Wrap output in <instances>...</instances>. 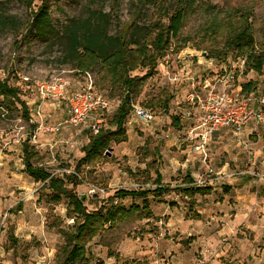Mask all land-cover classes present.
Masks as SVG:
<instances>
[{"label":"rangeland","instance_id":"374dc122","mask_svg":"<svg viewBox=\"0 0 264 264\" xmlns=\"http://www.w3.org/2000/svg\"><path fill=\"white\" fill-rule=\"evenodd\" d=\"M170 2L172 13L178 0ZM0 3L24 28L31 21V10L40 6L41 0H34L32 9L20 0ZM48 6L49 17L58 29L70 20H85L100 12L111 19V35L135 23L130 36L139 39L156 17L150 6L136 8L135 0H50ZM235 10L253 13L250 21L257 47L264 48V0H197V9L185 22L180 39L173 42L174 50L168 52L169 59L160 60L157 74L138 81L133 92V102L152 110L156 120L149 125L136 120L127 125L125 142L112 143L103 157L80 171L83 148L90 141L88 133L68 127L57 134L40 132L38 145H34L31 136L35 127L21 111L7 112L0 107V264H57V251L63 244L59 229L73 224L67 218V201L49 203L50 191L45 184L35 182L25 172L23 149L27 143L36 152L32 159L35 166L53 176H77L80 185L76 193L89 211L98 209L118 190L155 189L158 173L164 185L175 189L160 199L149 197L151 219L101 231L87 246L90 264H264V122L256 130L246 128L241 136L227 130L218 132L211 148V169L199 162L172 125L174 111L184 105L191 90L188 82L173 83L174 76L196 77L220 91L223 85L216 86L218 74L230 62L237 65L239 59L234 54L227 61L217 58L213 71L196 64L202 49L223 46L219 36L204 42L207 23L216 15ZM185 54L193 59L183 61ZM75 68L58 39L26 36L23 30L17 33L0 25V78L19 88L31 113L35 84L62 78L75 86ZM98 72L92 71L98 88L107 97L121 101L118 92L103 88ZM145 74V69H139L132 76L141 79ZM237 76L243 87L253 82L259 95H264V70L257 76L246 66ZM169 97L172 101L166 110L164 101ZM64 117L63 109L51 110L47 123L57 124ZM111 120L112 116L103 130L113 129ZM188 175L213 189L209 196H196L193 211L199 218L192 215L187 199L177 191ZM142 202L141 198L119 201L126 207L141 206Z\"/></svg>","mask_w":264,"mask_h":264},{"label":"trees","instance_id":"16d2710c","mask_svg":"<svg viewBox=\"0 0 264 264\" xmlns=\"http://www.w3.org/2000/svg\"><path fill=\"white\" fill-rule=\"evenodd\" d=\"M32 9L34 0H20ZM49 1L41 0V5L31 10L30 23L23 28V24L15 16L5 13L0 3V25L12 27L15 32H23L26 36H35L43 40L58 39L66 50V57L75 65L74 71L91 72L99 69L104 83V89L118 92L121 104L112 115L113 129H104L98 135L90 137L89 143L83 148L84 156L78 164V170L84 165L97 161L109 149L112 143L120 144L127 139V123L131 113L133 92L138 81H146L157 74L158 62L173 49V42L180 39L181 32L189 16L197 9V0H178L177 7L171 13L170 0H135L136 8L152 7L155 10V20L145 32L142 39L130 36L135 23H130L118 35H111L109 27L111 19L107 14L94 13L85 20H70L68 24L56 28L49 17ZM253 13L246 10H235L214 16L207 23L203 37L206 41L211 38L222 37V48H205L204 53L213 58L228 60L234 54L239 60H245L248 71L257 76L264 70V48L257 47L255 29L250 21ZM264 38V33H263ZM205 47V46H204ZM174 50V49H173ZM178 52L182 49H178ZM227 59V60H226ZM145 69L146 74L141 79L133 77L132 73ZM97 84V82H96ZM254 89L255 83L244 85V91ZM252 89V90H253ZM172 97L166 98L164 107L169 109ZM0 107L7 112L21 111L23 118L29 122L32 118L26 103L21 99L19 88L12 86L8 79L0 78ZM172 125L177 126L176 118ZM25 172L35 180L45 184L50 191L47 195L51 204L67 201V218L73 224L65 229H59L63 244L57 251V264H90L87 257L88 244L100 235L101 231L115 228L120 223L133 220H148L152 218L149 197L162 198L175 189L162 183L163 177L157 174L156 188L148 190H118L94 211H89L84 200L76 193L80 185L76 175L64 177L53 176L43 167L35 166L32 159L36 157L33 146L25 144L24 149ZM212 187L198 185L196 180L188 175L184 185L178 188L180 197L187 199L189 211L195 218L199 214L193 211L196 206V196H209ZM127 198L143 199L142 205L132 204L126 207L119 201ZM18 243V240H13Z\"/></svg>","mask_w":264,"mask_h":264},{"label":"built area","instance_id":"2783aa9c","mask_svg":"<svg viewBox=\"0 0 264 264\" xmlns=\"http://www.w3.org/2000/svg\"><path fill=\"white\" fill-rule=\"evenodd\" d=\"M181 58V56H180ZM169 59V54L164 58ZM183 61L193 59L185 54ZM217 59L200 53L196 62L199 67L213 71L218 65ZM246 70V61L239 60L237 65L231 62L221 74H218L216 86L223 85L217 91L211 89L212 84L196 77L174 76L175 84L189 83L191 88L184 105L174 111L178 125L173 126L180 140L198 157L201 164L211 169V148L215 136L222 130H227L236 136H241L248 127L256 128L264 122V95H259L257 88L244 92L243 84L239 83L237 74ZM78 81L74 86L72 81L62 78H52L35 84V99L30 123L35 127L31 142L38 145L40 132L57 134L65 128H77L88 133L89 137L98 135L107 125L108 119L116 113L121 101L107 97L97 84L91 72L73 71ZM188 75V74H187ZM63 109L65 117L57 124L48 125V113L51 110ZM151 124L156 120L152 110L131 103V113L127 125L133 121ZM212 171V170H210ZM196 183L204 185L202 181ZM90 193H94L91 190Z\"/></svg>","mask_w":264,"mask_h":264}]
</instances>
